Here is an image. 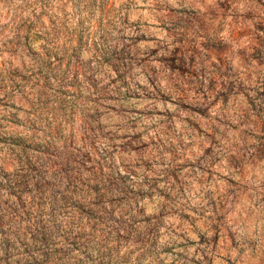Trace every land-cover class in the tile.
I'll return each instance as SVG.
<instances>
[{
  "label": "clouds",
  "instance_id": "obj_1",
  "mask_svg": "<svg viewBox=\"0 0 264 264\" xmlns=\"http://www.w3.org/2000/svg\"><path fill=\"white\" fill-rule=\"evenodd\" d=\"M0 264H264V0H0Z\"/></svg>",
  "mask_w": 264,
  "mask_h": 264
}]
</instances>
